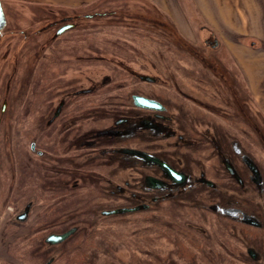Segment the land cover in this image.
I'll return each mask as SVG.
<instances>
[{
  "label": "rangeland",
  "instance_id": "obj_1",
  "mask_svg": "<svg viewBox=\"0 0 264 264\" xmlns=\"http://www.w3.org/2000/svg\"><path fill=\"white\" fill-rule=\"evenodd\" d=\"M172 1L177 10L168 14L148 0H103L73 10L1 0L7 25L0 34V264H45L51 255L56 256L53 264H258L245 253L243 241L256 244L262 256L260 264H264V226L257 229L231 221L226 224L214 215L207 224L209 238L187 239L179 237V226L174 230L170 224L159 222L162 214L102 219L92 205L102 186L96 185L95 177L85 179L84 200L82 195L63 200L62 194L50 190L45 152L39 157L31 150L33 136L40 140L36 143L38 149L45 146L44 124L40 122L43 123L46 107L49 37L63 25V17L75 16L73 22L80 29L69 30L55 42L65 44L60 51L68 50L70 58L83 55L87 59L94 55L108 62L130 59L136 70L160 75L166 84L153 87L150 94L178 106L187 120L205 122L208 118L215 133L226 132L230 150L233 144L241 149L240 157L233 160L245 170L247 188L253 189L254 174L245 160L257 166L264 187V114L247 90L226 45L230 39L242 36L228 29L226 19L216 8L212 22L197 7L196 0ZM244 2L238 3L243 13L234 0L223 4L233 13L239 10L241 18L253 14L247 28L250 34L242 41L259 49L264 44V0ZM213 6L217 7L215 3ZM248 20L245 18V25ZM108 62L85 61L83 68L91 76L93 69L100 70V78L114 75V83L120 84L124 78L121 70ZM217 76L227 77L228 88L220 85ZM28 78L35 81L31 93ZM218 92H224V97L217 96ZM183 93L192 98H182ZM119 94L125 97L126 91ZM238 98L243 104L240 111L235 104ZM199 100L204 105L210 102L219 109L225 108L228 114L217 113L215 107L210 113L196 103ZM4 103L7 107L2 112ZM36 109L37 119L33 117ZM36 120L38 128L34 125ZM97 166L91 164L87 171L98 170ZM116 166L100 170H117L116 175L121 178L120 171L125 169L119 163ZM208 167L212 178L222 185L224 171L215 155ZM63 202H84L85 208L62 210L56 204ZM258 202L261 207L254 212L264 224V192ZM173 213L170 209L165 216L173 217ZM24 214L27 217L19 219ZM67 218V224L83 225L80 232L65 245L45 247L44 240L50 234L66 229ZM236 228L238 238L232 233Z\"/></svg>",
  "mask_w": 264,
  "mask_h": 264
},
{
  "label": "flooded vegetation",
  "instance_id": "obj_2",
  "mask_svg": "<svg viewBox=\"0 0 264 264\" xmlns=\"http://www.w3.org/2000/svg\"><path fill=\"white\" fill-rule=\"evenodd\" d=\"M74 17H63V25L52 32L47 44L48 86L43 123L40 122L42 126L44 124L46 134L43 150L37 147L40 140L32 137L35 141L31 150L39 157L44 152L46 154L50 190L54 194H62L63 200L80 195L84 200L87 188L85 179L95 177L96 185L102 186L96 192L92 205L97 207L102 219L128 215L150 218L151 215L162 214L164 217L158 218V221L173 228L179 226L176 229L179 237L187 239H197V236L209 238L207 224L209 217L214 215L226 224L231 221L234 225L262 229L264 224L254 212L261 207L258 200L264 192L257 166L245 160L254 174L251 190L246 186L245 170L239 169L233 160L240 157L241 149L233 144L230 150V139L225 136L226 132L215 133L214 125L208 122V118L204 119L205 122L191 118L187 120L178 106H171L159 96L150 94L153 87L166 84L160 75L136 70L130 59L108 62L94 55L87 59L83 55L70 58L68 50L60 51L65 44L60 42L57 45L55 42L60 41L69 30L80 29L75 26ZM67 25L73 27L59 33ZM85 61L113 64L121 70L124 78L120 84L114 83V75L105 74L100 78V70L95 69L91 76L83 68ZM217 79L221 86L228 88L226 76H217ZM36 86H39L38 82ZM123 90L126 91L125 97L119 94ZM217 96L223 98L224 92H218ZM182 98L192 96L183 93ZM196 103L209 112L215 107L217 113L228 114L225 108L219 109L210 102L209 105L202 104L201 100ZM235 104L237 110L243 109L239 98ZM6 107L4 103L2 112L6 111ZM37 113L36 109L33 113L35 119ZM87 121L92 123L87 124ZM34 125L40 127L37 120ZM164 142L167 144L163 145ZM192 153L200 154L193 156ZM214 155L224 171L222 185L212 178L208 167ZM117 163L125 169L120 171L121 178L116 175L117 170H100L107 166L116 169ZM91 164L98 165L99 169L87 171ZM247 196L253 197L249 199ZM56 205L62 210L85 208L84 202ZM170 209L174 212L173 217L165 216ZM115 210L128 212L106 213ZM68 221L69 218L65 219L66 224ZM82 226L80 222L67 224L65 230L49 236L74 229L73 234L57 244L48 242V236L44 240L45 247L56 248L67 244ZM237 229L232 233L238 238ZM243 243L245 253L260 264L262 256L256 250V244ZM55 261L56 256L51 255L46 264Z\"/></svg>",
  "mask_w": 264,
  "mask_h": 264
},
{
  "label": "crops",
  "instance_id": "obj_3",
  "mask_svg": "<svg viewBox=\"0 0 264 264\" xmlns=\"http://www.w3.org/2000/svg\"><path fill=\"white\" fill-rule=\"evenodd\" d=\"M27 3H34L43 6H49L54 8H63V9H78L82 6H89L96 4L103 0H21ZM155 4L158 9L162 12H167L168 14L171 11H176L177 9L173 6L172 0H148ZM230 0H196L197 7L199 6L201 10L204 11L206 17L209 15L210 19L213 22L212 11L217 9L222 18L226 19L228 29L239 35L241 39L232 40L226 42L227 49L231 54L232 58L235 60L236 65L239 68L240 74L244 80V84L252 94L253 99L257 100V103L264 114V44L262 47L254 48L251 45H248L247 42L242 41L245 36L250 34L247 30L248 25L252 24L253 14L247 17L246 15L241 18L239 16L240 11L236 10L235 13L232 12L231 8L227 4ZM238 8L241 7L238 5L239 2L245 0H234ZM216 4L217 7H214L213 4ZM245 9V4H243ZM242 10V9H241ZM210 12V13H209ZM250 12V11H249ZM172 13V12H171ZM243 13V10H242ZM241 14V13H240ZM245 18L249 19V23L245 25ZM242 19L244 21L242 22ZM241 20V21H239Z\"/></svg>",
  "mask_w": 264,
  "mask_h": 264
},
{
  "label": "water",
  "instance_id": "obj_4",
  "mask_svg": "<svg viewBox=\"0 0 264 264\" xmlns=\"http://www.w3.org/2000/svg\"><path fill=\"white\" fill-rule=\"evenodd\" d=\"M7 25V19H6V15L2 6V2L0 0V34L3 31V29L6 27ZM73 25H67L64 28H62L61 30H59V33H63L65 31H67L68 29L72 28ZM216 46L218 45V43L215 44ZM165 167H167L169 169V167L167 165H164ZM128 212V210H115V211H111V212H106L107 214H115V213H126ZM25 215H21L19 217V219H24ZM74 229L69 230L66 233L63 234H56V235H51L48 237L47 241L51 242L52 244H57V243H62L64 240H66L71 234H73ZM253 258H255V254H253L252 256Z\"/></svg>",
  "mask_w": 264,
  "mask_h": 264
},
{
  "label": "bare ground",
  "instance_id": "obj_5",
  "mask_svg": "<svg viewBox=\"0 0 264 264\" xmlns=\"http://www.w3.org/2000/svg\"><path fill=\"white\" fill-rule=\"evenodd\" d=\"M28 80H29V83H28V91H29V89H30V93L32 92V91H34V82L35 81H33L32 79L30 80V78H28ZM39 86H40V84H39Z\"/></svg>",
  "mask_w": 264,
  "mask_h": 264
},
{
  "label": "trees",
  "instance_id": "obj_6",
  "mask_svg": "<svg viewBox=\"0 0 264 264\" xmlns=\"http://www.w3.org/2000/svg\"><path fill=\"white\" fill-rule=\"evenodd\" d=\"M44 246H45V242H44ZM46 264V263H45Z\"/></svg>",
  "mask_w": 264,
  "mask_h": 264
}]
</instances>
